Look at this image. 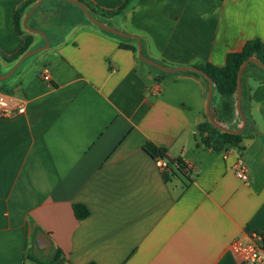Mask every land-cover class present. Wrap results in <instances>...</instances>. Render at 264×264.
Segmentation results:
<instances>
[{
  "label": "crops",
  "instance_id": "0c3cea01",
  "mask_svg": "<svg viewBox=\"0 0 264 264\" xmlns=\"http://www.w3.org/2000/svg\"><path fill=\"white\" fill-rule=\"evenodd\" d=\"M25 1L0 0V54L25 44L15 28ZM87 1L113 11L127 0ZM65 14L81 18L50 3L29 27L47 33V17ZM118 24L169 68L224 66L249 40L264 41V0H136ZM120 42L80 24L64 43L25 60L6 86L12 106L10 117H0V264H44L58 250L64 264H240L232 242L264 237L259 71L245 76L242 98L257 131L242 150L215 152L197 139L207 121L205 85L140 68L138 53ZM11 66L0 60V75ZM242 125L236 110L225 126ZM148 143L167 151L168 181ZM239 160L247 181L236 176ZM75 205L90 215L79 220Z\"/></svg>",
  "mask_w": 264,
  "mask_h": 264
},
{
  "label": "trees",
  "instance_id": "16d2710c",
  "mask_svg": "<svg viewBox=\"0 0 264 264\" xmlns=\"http://www.w3.org/2000/svg\"><path fill=\"white\" fill-rule=\"evenodd\" d=\"M38 1L39 0L25 1L24 3L21 4V6L17 9L15 13L16 32H17V35L21 36L24 39L25 44L23 48L15 55L6 56L3 54H0L1 61L8 63V64H12L9 71L13 69V67L16 65V63L21 59V57L24 54L34 49L40 48L46 44V41L43 37H40L42 39L43 45H41V43L40 44L35 43V35L28 32L23 25L26 15L32 10V8L36 5ZM78 1H80L81 3L85 5V7L89 10V12L94 18L98 19L99 21H101L102 23L110 27L118 29L119 31L123 33H128L120 28L118 24V20L125 17L126 13L134 7L136 0H127L123 3L121 7L113 11L101 9L93 5L87 0H78ZM55 2L58 3L59 1H55ZM59 3H64L69 8L77 9L81 14V18L73 19L71 15L69 14H65L60 19L55 16L47 17V22H48L47 26L50 28L49 29L50 31L47 32L46 34L48 38L51 39V46L64 43L67 39V36L75 28H77L78 25L87 23V24L97 27L102 33L110 37L119 39L121 41L120 42L121 49L131 51L135 54L138 53V45L134 38H123L109 31L101 29L100 27L92 24L86 18L84 12L78 6L72 3H68V2H59ZM43 5H44V2L41 4L38 10L32 15V17L29 20L28 26H30L31 21L34 20L39 15V12ZM142 46H143V54L147 58L151 59L152 61L156 63L166 66L165 63L159 60L150 58L147 55L146 50H145V45L143 42H142ZM249 59H256L262 64H264V41L260 39L249 40L241 51L230 53L227 56L226 64L224 66H216L211 63L197 66L213 81L217 92L220 94L221 100L217 108L214 109V112H215V118L224 127H226L225 125L232 123L236 118L237 101H238V97H237L238 73L242 65ZM138 61H139L140 68L142 69L148 68L150 71L156 72L160 76L185 75V76L195 77L196 79L200 80L205 85L206 90L208 89L207 79L203 75H200L196 72L179 71L177 73L168 74L157 67H154L152 65L145 63L140 58H138ZM22 65L16 71V73L12 77H10L8 80L0 81V93L6 94V95L12 94L11 90L7 89L6 86H8V84L14 79V77L21 71ZM253 69L254 70L256 69L259 71L261 75L259 81L264 85V70L254 63H250L247 69L245 70L244 75H243V82H244V78L247 75V73H249V71ZM212 102H214V97H213ZM243 112L247 119V125L245 129L243 130V132L240 134H231V133L223 132L222 130L217 128L215 125H213L207 117V121L198 126L197 139L200 145L204 146L207 149H212L215 152H221L229 146L242 150L243 149L242 144H243V141L246 135L250 134L251 132L257 131V129L255 128L254 121L252 117L250 116L249 112L245 111L244 108H243ZM145 149L150 155L154 157V159L155 158L168 159L167 151L165 149L158 148L152 143H148ZM178 163L180 164V162ZM181 165L182 164L179 165L180 168H182ZM163 175H164V178L168 181L170 179L171 173H169V170H168V171H164ZM74 212H75L76 217L79 220L86 219L90 215L89 210L83 205H75ZM64 263H65V258H64L63 252L58 250L55 257L51 261L46 262L44 264H64Z\"/></svg>",
  "mask_w": 264,
  "mask_h": 264
},
{
  "label": "water",
  "instance_id": "95a60500",
  "mask_svg": "<svg viewBox=\"0 0 264 264\" xmlns=\"http://www.w3.org/2000/svg\"><path fill=\"white\" fill-rule=\"evenodd\" d=\"M45 1H49V0H39L36 3V5L32 8V10L26 15V17L24 19V22H23V25H24V27H25V29L27 31H30L32 33H35V34H38V35L43 36L44 39H45V41H46V44L44 46L40 47V48L34 49V50L29 51L26 54H24L21 57V59L16 63V65L13 67V69L10 72H8L7 74H4V75H0V81H5V80H8L10 77H12L16 73V71L20 68V66L23 64V62L25 60H27L28 58H30V57H32V56H34L36 54L42 53V52L50 49L51 42H50L47 34L44 31H42V30L39 29L40 28V24H38L37 29L30 28L28 26V22H29L30 18L32 17V15L38 10V8L41 6V4L43 2H45ZM56 1L68 2V3H72V4L76 5V6H78L84 12L86 18L92 24L100 27L101 29H104L106 31H109V32H111L113 34H116V35H118L120 37H123V38H134L136 40V42H137V45H138V56L145 63H147L149 65H152L154 67H157V68L163 70L166 73H177L179 71H193V72H196V73H198L200 75H203L207 79V81H208L206 104H207V117H208L209 121L213 125H215L217 128H219L220 130H222L225 133L240 134V133L243 132V130L245 129V127L247 125V119H246V117L244 115V112H243V109H242L243 75H244V72H245V70L247 69V67H248V65L250 63L256 64L257 66H259L263 70H264V64H262L261 62H259L256 59H249L240 68L239 73H238V92H237L238 101H237V111H238L239 115L241 116L243 125H242L241 128H239L237 130H231V129H228V128L222 126L212 116V113H211V104H212V100H213L215 86H214L213 81L201 69H199L198 67L169 68V67L164 66L162 64L156 63V62L152 61L151 59L147 58L143 54L142 41H141V39L139 37L134 36V35H131V34H128V33H123V32L119 31L116 28L110 27V26L102 23L98 19L94 18L91 15V13L89 12V10L85 7V5L83 3H81L80 1H78V0H56ZM45 247H46V250L52 249V247H53L52 241L48 239L46 241Z\"/></svg>",
  "mask_w": 264,
  "mask_h": 264
},
{
  "label": "built area",
  "instance_id": "2783aa9c",
  "mask_svg": "<svg viewBox=\"0 0 264 264\" xmlns=\"http://www.w3.org/2000/svg\"><path fill=\"white\" fill-rule=\"evenodd\" d=\"M43 79L51 80L49 69L44 70ZM12 101L9 97L0 94V117L11 116ZM19 114L25 112L24 107H19ZM155 163L164 172L169 170V162L164 158H155ZM236 176L248 180V167L243 160H239L236 166ZM231 250L236 255L240 264H264V237L261 233H253L249 239H236L231 244Z\"/></svg>",
  "mask_w": 264,
  "mask_h": 264
},
{
  "label": "rangeland",
  "instance_id": "374dc122",
  "mask_svg": "<svg viewBox=\"0 0 264 264\" xmlns=\"http://www.w3.org/2000/svg\"><path fill=\"white\" fill-rule=\"evenodd\" d=\"M56 0H49V1H45L44 2V5L42 6V8L41 9H43L45 6H47V5H50V3H57V2H55ZM59 3V2H58ZM40 54V53H39ZM36 55H38V54H36ZM36 55H34V56H36ZM34 56H32V57H34ZM32 57H30V58H32ZM30 58H28L29 60H30ZM213 97H214V102H213V109H215V108H217V106L219 105V102H220V100H221V97H220V94L217 92V91H215L214 92V95H213ZM213 116V115H212ZM213 117H215V112H214V116ZM215 119V118H214ZM216 120V119H215ZM218 122V121H217ZM219 123V122H218Z\"/></svg>",
  "mask_w": 264,
  "mask_h": 264
}]
</instances>
